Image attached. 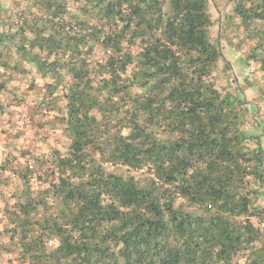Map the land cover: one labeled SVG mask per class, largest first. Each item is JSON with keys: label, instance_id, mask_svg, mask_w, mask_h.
Returning <instances> with one entry per match:
<instances>
[{"label": "trees", "instance_id": "trees-1", "mask_svg": "<svg viewBox=\"0 0 264 264\" xmlns=\"http://www.w3.org/2000/svg\"><path fill=\"white\" fill-rule=\"evenodd\" d=\"M3 107L20 264H264V0H0Z\"/></svg>", "mask_w": 264, "mask_h": 264}, {"label": "crops", "instance_id": "crops-1", "mask_svg": "<svg viewBox=\"0 0 264 264\" xmlns=\"http://www.w3.org/2000/svg\"><path fill=\"white\" fill-rule=\"evenodd\" d=\"M27 120L28 111L24 108L3 107L0 110V164L9 157L20 158V154H24L27 149L35 150L36 145H39L33 140L34 130L26 124ZM55 137L50 135L51 139ZM11 171L12 166L0 170V233L7 227L5 210L15 199L12 196L13 189L19 191L22 184ZM7 182L8 185H4ZM2 241L4 243H0V264H20L16 259L19 253L16 243L5 242L4 239Z\"/></svg>", "mask_w": 264, "mask_h": 264}, {"label": "rangeland", "instance_id": "rangeland-1", "mask_svg": "<svg viewBox=\"0 0 264 264\" xmlns=\"http://www.w3.org/2000/svg\"><path fill=\"white\" fill-rule=\"evenodd\" d=\"M243 51H244V49H242V50H237L236 53H232V52H231L230 50H228V49L225 50V52H226V56L232 60V63H233L234 66H235V70H236L237 74H240V77H241V75H242L243 73H242L241 70L239 69L240 66H239V63H238L237 60H238V56H240V55L243 53ZM247 71H248V70H247ZM249 72H250V71H248V73H249ZM242 76H243V75H242ZM247 96H248L249 99H252V98L255 96V94H254L253 91H248ZM50 142H52L51 138H50L49 143H50ZM42 146H44L45 150H48V145H47V144L42 143ZM37 148H38V146L36 145V148H35V150H34L33 152H36V151H37Z\"/></svg>", "mask_w": 264, "mask_h": 264}, {"label": "built area", "instance_id": "built-area-1", "mask_svg": "<svg viewBox=\"0 0 264 264\" xmlns=\"http://www.w3.org/2000/svg\"><path fill=\"white\" fill-rule=\"evenodd\" d=\"M8 7H11V3H9ZM1 165V164H0ZM59 244V239L57 237H53L49 240L48 245L52 248L57 247ZM1 245V244H0Z\"/></svg>", "mask_w": 264, "mask_h": 264}]
</instances>
